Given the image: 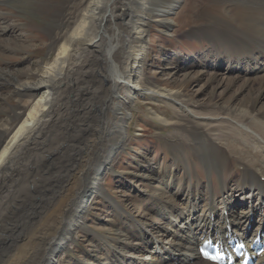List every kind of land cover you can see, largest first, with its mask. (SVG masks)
<instances>
[{
    "label": "bare ground",
    "instance_id": "1",
    "mask_svg": "<svg viewBox=\"0 0 264 264\" xmlns=\"http://www.w3.org/2000/svg\"><path fill=\"white\" fill-rule=\"evenodd\" d=\"M151 1L138 0L134 16L128 17L122 0H73L70 10L58 16L62 19L59 20V28L50 25L47 30V34L52 36L51 61L37 68L35 77L30 76L23 81L9 74L14 80L7 78L8 82L14 81L17 95H27V101L17 109L13 119L16 125L10 127L9 121H5L0 129V206L5 209L0 218V264H29L28 258L22 255L21 243L12 242L14 234L9 228L15 229L17 225L12 223L23 222V218L31 222L33 214L40 210L45 214L50 211L46 218L58 222L56 226L51 224L52 227L35 233V238L51 247L53 252L45 256L41 264H58L68 257L77 232L86 228V214L94 200L104 195L101 186L104 177L115 164L119 151L130 141L126 124L131 114L127 113L131 111L130 105L148 93L160 96L176 108L175 122L165 115L159 116L157 112L155 116L162 122L180 126L179 141L192 143L194 151L208 156L207 160L202 155L199 158L210 173L218 174L222 184L218 186L219 182L215 183L213 175H210V182L204 183L200 178L191 184L188 177L178 176V169L160 174L148 162L141 182L152 186L146 191H135L143 204L149 203L148 216L129 214L118 201L109 197L111 209L118 218L116 222L112 221L117 226L116 238L108 241L105 236L94 232L100 240L104 238L110 248L102 247L106 257H101V251L96 252V256H91L84 263L211 264L197 255L201 238L214 233L224 234V227L228 224L238 236L246 232L248 225L252 228L249 231L252 238L260 230L264 232V152L261 155V150H253L252 147L258 141L264 146V104H258L259 99L264 100V83L257 88L254 85L257 78H264V0H212L215 8L213 18L217 17L224 27L231 30V33H217L211 38L213 43L221 42L223 46V51H211L217 55L218 65H221L219 70L239 72L245 77L239 79H255L243 82L213 75L218 83L207 79L203 88L218 87L219 94L215 99L205 98L202 102H198L197 96L191 92H186V88H158L154 81H149L152 79L146 77L148 28L157 20L171 28L168 15L182 3V0H153L160 7L165 6L159 9ZM223 6L228 8L229 17L222 13ZM6 30L0 29V34H4L0 36L1 50L5 47L13 49L14 43H20V36H8ZM229 36L233 39L229 40ZM213 55L208 54L207 59ZM108 68L112 70L111 75ZM193 75L199 76L189 72L184 77ZM250 81L252 84L248 86ZM175 82L179 84V81ZM67 91L73 94L66 100L63 94ZM201 110L207 112L199 113ZM198 113L209 117V123L215 121L214 118L223 117L253 126L255 134L241 148L248 152L241 155L246 172L241 179L231 181L225 174L235 168L231 161V156L238 154L234 152L235 148L209 141L208 128H199L192 121H187L190 115ZM200 116L199 121H206ZM76 123L80 137L75 139L72 133L78 129L74 126ZM55 126H60L65 134L59 139L57 152L44 154L45 166H42L48 168L62 163L68 154V160L62 163L64 176L61 179L54 177L56 183L53 186H42L47 189L45 191L41 186H34L36 190L31 195L34 204L26 209L25 197L17 199L14 186L18 178L24 176L33 186L42 176L44 167L37 168L31 160L27 162L25 172L24 167L20 169L22 166L15 170L11 163L15 164L12 161L18 154L32 156L35 162L38 153L45 148L40 135ZM216 132L224 136L228 134V128L221 127ZM100 147L109 149L107 156L98 167L90 170L89 155L98 151L100 156ZM227 167L229 171H226ZM201 182L204 187H201ZM132 189H138V186ZM45 198L50 200V207L46 210L41 205ZM33 244L36 245L35 242Z\"/></svg>",
    "mask_w": 264,
    "mask_h": 264
},
{
    "label": "rangeland",
    "instance_id": "2",
    "mask_svg": "<svg viewBox=\"0 0 264 264\" xmlns=\"http://www.w3.org/2000/svg\"><path fill=\"white\" fill-rule=\"evenodd\" d=\"M72 1L73 0H0V14H2V16H0V29L7 28L5 33H7L8 36L13 34V36L18 35L21 37L20 43L13 44V49H8L6 47L2 50L0 49V75H2L0 76V125L2 126H0V129L3 128L5 121H9L8 125L10 127L16 125L13 119L17 113V109L27 101V95H25V97L23 95L21 97L17 95L18 93L15 91L17 87L15 82H8L10 78L9 74L12 73L19 81H23L30 76L35 77L34 72H36L37 68H41L42 64L51 61L53 57H49V55H51L50 45L52 36L47 34V30L50 29V27L59 28V22L62 21V19L60 17L58 18V16L64 11L70 10L69 8L72 7ZM165 1L169 2L168 0ZM151 2L155 7L158 6L159 9L165 8V6L160 7L159 4L153 0ZM122 3L125 8H127V16L129 17L131 14L134 16L133 13L138 7V0H122ZM227 9L226 6H223L222 13L229 17L230 15ZM213 12H215V8L212 0H182L179 7L168 15L167 19L171 22V28L165 27L158 20L151 22V26L148 28L150 33L146 38L149 53L148 57L145 59L147 65L146 77L152 79L149 81H154L155 84L158 85V88H186V92H191V95L197 96L198 102H202L205 98L208 99L211 97L215 99L219 94L220 88L218 87L213 86L212 88L215 90L211 87L203 88V83H206L208 80L218 83V80L215 79L216 76L225 79L236 78V80L243 82L255 79V77L250 79H239L238 77L242 76L239 72L234 73L219 70L221 65H218L219 61H217V55H213L211 51L212 49L222 50L223 46L221 42L218 43L219 45L213 43L211 38L217 33H231V30L228 27H224V25L217 20V17L213 18L215 16ZM3 35L0 34V36ZM232 39L233 37L231 38V36H229V40ZM221 53L220 51V54ZM208 54L213 55L209 60L207 59ZM174 70L176 71L173 72ZM108 71L109 75H111L110 71L112 70L108 68ZM170 72H172V74H170ZM189 72L196 73L199 76L196 75L194 77L193 75L192 77L194 78L191 76H189L191 78H185L184 76ZM174 74H176V76L173 77ZM213 75L216 76L214 77ZM74 78L77 79L78 76L75 75ZM10 79L14 80L12 78ZM257 80L254 82L255 88L263 86L264 78L260 77V79ZM260 80H262V82ZM175 81H179V84ZM251 84L252 81L248 82V86ZM64 93L63 96L66 100L69 98V95L73 94L68 91ZM260 103L264 104V100L259 99L258 104ZM130 109L131 111L127 113L131 114L126 123L128 129L127 136L130 141L126 147L119 151L120 153L117 154L119 156L115 164L104 177L101 183L104 195L94 200V205L86 214V220L84 222L86 228L77 232V237L72 242L68 257H64L58 264H85L84 262H86L88 258L96 256V252L100 251L101 257L107 256L102 247H110L105 242L104 238L103 241L100 240V237L94 234V232H97L100 236H105L108 241L116 238L117 233L115 229L117 226L112 221L116 222L118 218L111 209L109 197L118 201L129 214H139L143 218L148 216L149 203L143 204L142 200L136 196L137 193L135 192L137 190L146 191V189L152 186H150L148 182H141V178L143 177L142 172L146 171L145 166L148 162H150L154 169L160 174H166L178 169V176L182 175L185 178L188 177L191 184L196 183L200 178H202L204 183L210 182V175L214 176L213 178L216 184L219 182L218 186L222 184L223 180L219 181L220 177L217 173H210L204 167L205 165L199 158L202 154L192 149V143L179 141L182 132L181 128H179L180 126L176 125V123L174 125L167 124L155 116L157 112L159 116L161 115L164 117L165 115V117L171 118L172 121L175 122L176 120L174 119L177 110L170 102L162 99L160 96H154L148 93L143 99L140 98L135 101L134 104H131ZM204 112H207V110H201L199 113ZM199 113L196 114V116L190 115L187 121H192L196 127L203 129L208 128L211 137H207L210 139L209 141L219 143L220 146L235 148L234 152L238 154L231 156V161L235 168H232L230 172H225V174L228 175L227 177L231 181L241 179L246 175L245 169L242 167L241 155L248 153L247 150H241V148L247 143V140L252 139L255 134L253 126L243 125L238 121L235 122L223 117L214 118L215 121L209 123L207 122L209 117H202ZM199 116L206 119V121H199ZM74 126L76 128L78 126L77 123ZM221 127L228 128L227 135L219 136L217 134L216 130ZM77 128L74 134L72 133L75 139L76 136L77 138L80 137L79 126ZM63 134H65V131L61 129L60 126H55L53 129L48 130L47 133H42L40 137L45 142V148L41 153H38V157L36 155L34 156L35 158L37 157L35 162L32 156L27 157L25 154L22 156L18 154L14 157L16 160L13 159L12 161L15 164L11 163L12 167L15 168V170H22L24 167L23 171L26 172L28 168L27 164L30 163L31 160V163H35L37 168L44 167V154L52 155L57 152L60 143L59 139ZM176 140H178L177 143ZM257 143L256 146H252L253 150H261L260 152L262 155L264 146L262 142L258 141ZM46 149L47 152H45ZM99 150L101 151L100 156L97 155L98 151L89 155L91 162L88 168L90 170L100 165V162L107 156L106 152L109 149L106 148L104 150L100 147ZM64 157H66L64 158L66 162L69 156L66 154ZM202 157L205 160L208 159V156L204 157L202 155ZM64 161L62 162L63 164ZM62 163H58L57 165L54 164L52 167L48 166V168L47 166L44 167V170L41 171L42 176L37 179L38 182H34L35 184L33 186L32 184L29 185L27 177L18 178L14 186L16 190L15 196L17 199L25 197L24 207L26 209L34 204L31 198V195L35 192L34 189L36 190V188H33L34 186L37 188H41L42 186L45 188L51 185L53 186L56 183H54L55 178L61 179L64 176ZM143 163H145V165ZM19 167L21 168L19 169ZM226 171H229L228 167ZM43 178L45 179L44 182H42V180H44ZM47 178H49V180ZM41 182L43 185H41ZM203 182L200 183L201 187L205 186ZM227 183H229V186L231 185L230 182ZM133 186H138V189H132ZM189 186L191 187L192 185ZM44 187H42V191L47 190L44 189ZM30 191L31 193H29ZM203 191L204 190H201V192ZM41 203L45 210L50 207L49 198L42 199ZM0 209L1 218L5 214V212H3L5 209L2 206H0ZM49 214L50 211L45 214L40 210L33 214V220L31 222L23 218V222L12 223L17 225L15 229L9 228L14 234L12 242L21 243L22 255L28 258L29 264H41L45 256L48 257L49 253H53L50 251L51 247L46 244L43 245V241L39 242L37 238H35V233L37 231L52 227L51 224H55L54 226L58 225L57 221L48 220L46 218ZM149 218L151 217L149 216ZM153 221L156 222L157 220L155 221V219H153ZM111 222L112 224H110ZM34 242L37 246L33 244ZM39 243L41 244L39 245Z\"/></svg>",
    "mask_w": 264,
    "mask_h": 264
}]
</instances>
